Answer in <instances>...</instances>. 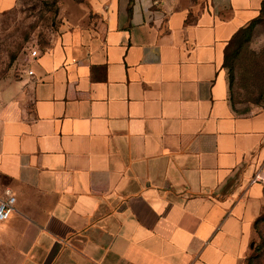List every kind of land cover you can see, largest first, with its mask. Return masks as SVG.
Segmentation results:
<instances>
[{
	"label": "crops",
	"instance_id": "crops-1",
	"mask_svg": "<svg viewBox=\"0 0 264 264\" xmlns=\"http://www.w3.org/2000/svg\"><path fill=\"white\" fill-rule=\"evenodd\" d=\"M263 4L93 0L96 37L29 50L0 110V264H246L264 110L235 113L225 57Z\"/></svg>",
	"mask_w": 264,
	"mask_h": 264
},
{
	"label": "rangeland",
	"instance_id": "rangeland-1",
	"mask_svg": "<svg viewBox=\"0 0 264 264\" xmlns=\"http://www.w3.org/2000/svg\"><path fill=\"white\" fill-rule=\"evenodd\" d=\"M103 19L94 10L93 0H13L0 8V110L10 97L19 70L29 50H45L64 32L96 37ZM229 100L238 115L264 110V12L227 50ZM246 264H264V209L258 217L256 239Z\"/></svg>",
	"mask_w": 264,
	"mask_h": 264
},
{
	"label": "built area",
	"instance_id": "built-area-1",
	"mask_svg": "<svg viewBox=\"0 0 264 264\" xmlns=\"http://www.w3.org/2000/svg\"><path fill=\"white\" fill-rule=\"evenodd\" d=\"M31 57L37 56V51H31ZM29 75H33V71H29ZM256 180L262 181L264 183V177L260 175L256 176ZM16 197L10 192H6V198L0 200V223L7 221L13 211L15 210Z\"/></svg>",
	"mask_w": 264,
	"mask_h": 264
},
{
	"label": "trees",
	"instance_id": "trees-1",
	"mask_svg": "<svg viewBox=\"0 0 264 264\" xmlns=\"http://www.w3.org/2000/svg\"><path fill=\"white\" fill-rule=\"evenodd\" d=\"M263 12H264V4H263V10H262V14H263ZM262 16V15H261ZM261 18V17H260ZM259 18V19H260ZM259 19H257L255 22H257ZM255 22H253L247 29H245V30H243V31H241L236 37H235V39L238 37V36H240L242 33H245ZM234 39V40H235ZM233 40V41H234ZM232 41V42H233ZM231 42V43H232ZM231 45V44H230ZM228 64H229V57H228V54L226 53V57H225V67L227 68L228 67ZM257 226H258V219H257V221H256V223H255V229H256V231H257Z\"/></svg>",
	"mask_w": 264,
	"mask_h": 264
},
{
	"label": "water",
	"instance_id": "water-1",
	"mask_svg": "<svg viewBox=\"0 0 264 264\" xmlns=\"http://www.w3.org/2000/svg\"><path fill=\"white\" fill-rule=\"evenodd\" d=\"M252 247H253V244H252Z\"/></svg>",
	"mask_w": 264,
	"mask_h": 264
}]
</instances>
